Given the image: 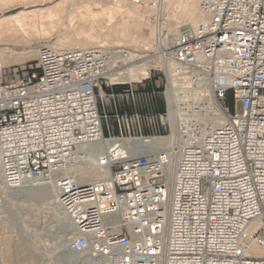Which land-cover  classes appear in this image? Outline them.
<instances>
[{
  "label": "built area",
  "instance_id": "1",
  "mask_svg": "<svg viewBox=\"0 0 264 264\" xmlns=\"http://www.w3.org/2000/svg\"><path fill=\"white\" fill-rule=\"evenodd\" d=\"M132 1L154 30L138 82L110 76L133 62L123 46L43 43L17 78L0 63L3 187L55 186L88 264H264V0H199L202 20L177 28L165 0ZM120 84L108 95L133 109L110 113ZM75 161L101 177L81 182Z\"/></svg>",
  "mask_w": 264,
  "mask_h": 264
},
{
  "label": "rangeland",
  "instance_id": "2",
  "mask_svg": "<svg viewBox=\"0 0 264 264\" xmlns=\"http://www.w3.org/2000/svg\"><path fill=\"white\" fill-rule=\"evenodd\" d=\"M114 1L116 0H110V4L108 3L106 7H110V5L111 7H115V4L117 5L118 3ZM111 3H114V5ZM88 4H92L91 7L95 11H100L102 9V7H99L102 5L98 3L93 4L90 2ZM86 8L87 5L84 4L82 10L86 11ZM83 12L84 11L78 13L79 17L77 20L79 22H81V16ZM198 19L197 22L201 20V17ZM62 20L66 21L69 19L64 18ZM170 20L174 27L193 25V23H184V21L179 24V19L173 17H171ZM113 22L119 26L125 27L128 30H130L133 24L132 20L126 15H118L117 13L116 17L113 19ZM56 24L53 25L55 28L51 26V29L50 27L45 28L44 30L37 28L38 32L41 33V36L45 34L47 37L41 39L36 37L37 35L40 36V33H36L33 35V38L28 41L29 43L19 41L12 42L10 38H6V36H0V50L4 49L7 51L8 48H14L15 50L12 54H10L8 66H4L5 74L8 77L17 78L26 72L35 71L37 69V47L43 43L51 46L55 45L56 37L59 34H62L65 40L76 35L77 32V34L80 33L82 36H90L93 34L96 40H103L107 38V40L103 42L105 43V46L127 47L131 49L136 55L134 57L135 61L131 63L130 67H135L147 61L149 57L146 55L149 54V51L153 47V43L151 44L149 41H147V38L150 36L152 31V27L147 25L143 26L146 39L126 40L121 35H111L107 37L109 32L106 28H102V26L99 24H96L92 31L89 25L86 26L85 32L82 30V27H76V31L71 32L64 26L61 27L62 25ZM56 26L58 27L56 28ZM57 30L60 31L58 32ZM142 42L151 45V48L148 50H143V48H141ZM92 47L94 46H89L88 48ZM23 51L30 55L29 58H27V60H25L23 63L16 62V59L19 57L20 53H23ZM117 71H123V69H116L111 73ZM161 86L162 79L159 73H157L153 78V82L147 84L146 87L156 88ZM134 87H140V84H134ZM104 93L106 95L103 98V102L108 112L112 113L116 110L121 111L123 109H133L130 101H128L126 98H123V96H109L105 90V86ZM223 103L227 104V101L224 100ZM0 186H3V184ZM22 195H6L0 191V264H85L83 263L85 259H82V256L72 257L69 255L68 244L71 236V226L67 222L60 223V217L64 216V214L57 213V209L53 208V206L50 204L52 200H47L45 197L39 199H28Z\"/></svg>",
  "mask_w": 264,
  "mask_h": 264
},
{
  "label": "bare ground",
  "instance_id": "3",
  "mask_svg": "<svg viewBox=\"0 0 264 264\" xmlns=\"http://www.w3.org/2000/svg\"><path fill=\"white\" fill-rule=\"evenodd\" d=\"M90 2L93 4L98 3L102 5L99 6L97 4L99 7H102V9L100 11L93 10L91 7L92 4H88ZM109 2L110 0H0V36H6V38H10L12 42L19 41L27 43L33 38L34 34L40 33L38 32L37 28L44 30L45 28L50 27L51 29V26L57 23L62 25L61 27L64 26L65 28L69 29L71 32L76 31V27H82V30L85 32V27L88 25L92 31L94 26L99 24L102 26V28H106L109 32L107 37L111 35H121L126 40L146 39L143 26H151L146 23L141 7L134 4L132 0H116L114 2L118 4H115V7H111V5L110 7H106ZM84 4L87 5L86 11L82 10ZM111 4L114 5V3ZM81 11L84 12L81 16V22H79L77 18L79 17L78 13H81ZM116 13L118 15L124 14L132 20L133 24L130 30L113 22L114 17H116ZM165 14L169 20L171 17L179 19V24L184 21V23L188 22L195 25L198 18L201 17L202 20L198 0H165ZM64 18L69 20L63 21L62 19ZM57 27L58 26H56V28ZM177 27L178 26L175 28ZM53 28L55 27L53 26ZM77 33L67 40L63 38L62 34L57 35L55 45L53 46L58 49L105 46V43L103 42H105L107 38L103 40H96L93 34L90 36H82L80 33ZM36 37L43 39L47 36L45 34L41 36L40 33V36L37 35ZM153 38L154 30L152 28L147 41L152 44L154 41ZM141 44V48H143V50H148L151 48V45H148L145 42H142ZM14 51V48H8L7 51L4 49L0 50V63L2 67L5 65V67L8 66L10 54H12ZM29 56L30 55L27 52L23 51V53H20L19 57L16 59V62L23 63L25 60H27V58H29ZM135 56V53L132 52L133 61H135ZM149 67L150 63L149 60H147L135 67H129L125 71L112 73L111 76H113V80H116L120 83H134L140 81L148 75ZM69 172L77 175L81 182H87L101 177L100 173L96 171L94 165L91 162H72L69 166ZM1 184L2 173L0 168V185ZM0 191L6 195L20 196L23 194L22 196L28 199H39L45 197L47 200H52L50 204L53 206V208L57 209V213L62 214L57 197V188L55 186L47 185L44 181L25 186L19 190H7L3 186H0ZM61 222H67L70 225V222L66 220L65 215L60 217V223ZM256 251L261 252V249L257 248ZM69 255L72 257L78 256L70 250ZM82 259H85L83 263L88 264V259L86 257H83Z\"/></svg>",
  "mask_w": 264,
  "mask_h": 264
},
{
  "label": "trees",
  "instance_id": "4",
  "mask_svg": "<svg viewBox=\"0 0 264 264\" xmlns=\"http://www.w3.org/2000/svg\"><path fill=\"white\" fill-rule=\"evenodd\" d=\"M127 89V85H122V84H120V85H115V86H113L112 88H110V87H106L105 86V90H106V92L108 93V94H112V93H115V94H121V93H123L125 90ZM154 88L153 87H146L144 90H146V91H151V90H153ZM158 109L159 110H163V104L162 103H160V105L158 106Z\"/></svg>",
  "mask_w": 264,
  "mask_h": 264
}]
</instances>
